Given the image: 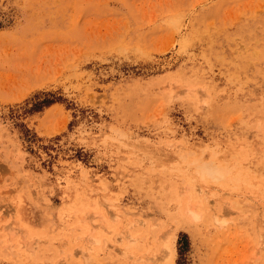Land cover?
Here are the masks:
<instances>
[{
	"label": "rangeland",
	"instance_id": "1",
	"mask_svg": "<svg viewBox=\"0 0 264 264\" xmlns=\"http://www.w3.org/2000/svg\"><path fill=\"white\" fill-rule=\"evenodd\" d=\"M0 264H264V0H0Z\"/></svg>",
	"mask_w": 264,
	"mask_h": 264
},
{
	"label": "bare ground",
	"instance_id": "2",
	"mask_svg": "<svg viewBox=\"0 0 264 264\" xmlns=\"http://www.w3.org/2000/svg\"><path fill=\"white\" fill-rule=\"evenodd\" d=\"M206 169H207V172L216 173V171L213 169V165H208V166L206 167ZM200 190L202 191L201 188H200ZM206 198H207V195H206ZM189 213H190L194 218H198V214H197V213H194V211H191V210H190ZM88 240H89L92 244L98 242V238L89 237ZM261 241H262V240H261ZM164 248H165L166 250H168V253H169L168 255H169V257H173V256H172L173 251H172L170 245L165 244V245H164Z\"/></svg>",
	"mask_w": 264,
	"mask_h": 264
}]
</instances>
